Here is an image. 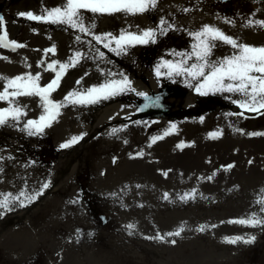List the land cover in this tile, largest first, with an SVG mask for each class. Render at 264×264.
<instances>
[{
	"label": "rangeland",
	"instance_id": "1",
	"mask_svg": "<svg viewBox=\"0 0 264 264\" xmlns=\"http://www.w3.org/2000/svg\"><path fill=\"white\" fill-rule=\"evenodd\" d=\"M65 3L0 0V35L6 30L8 43L25 45L15 51L0 46V76L39 74L37 83L44 87L60 64L80 52L79 63L68 67L59 87L51 91L52 101L64 102L69 92L85 93L124 77L134 91L96 103L64 102L51 126L35 135L24 125L45 114L39 96L0 101V109L19 106L26 113L19 122L0 126V193L42 191L24 207L15 201L10 211L0 210V264H264V224L229 222L253 214L264 220V204L258 203L264 200V135H250L264 133V110L239 115L241 109L232 102L242 99L239 94L209 92L207 97L189 87L185 77L164 74L166 68L156 75L162 61L180 59L174 51L192 50L196 41L190 33L203 25L215 26L238 42L264 46V27L248 26L249 21H264V0H157L155 7L139 14L81 10L89 34L18 15L30 11L43 16L45 9ZM161 19L174 28L158 32L155 43L135 44L119 54L93 39L106 33L118 37L122 31L138 34L157 28ZM53 46L54 53L45 52ZM234 51L218 42L212 59ZM53 61L58 63L50 70ZM5 83L0 80V92ZM155 87L172 93L175 88L172 103L187 114L175 120L138 117L133 107L136 90L147 93ZM117 99L103 108L106 101ZM82 134L68 148L60 147ZM153 137L158 139L153 142ZM174 154L192 158L187 166L178 161L174 167ZM228 174L240 175L216 181ZM172 176L175 181H168ZM45 183L49 186L43 189ZM180 228V236L166 235ZM158 234L164 239H155ZM234 237L243 239H225ZM250 237L254 241L245 243Z\"/></svg>",
	"mask_w": 264,
	"mask_h": 264
},
{
	"label": "snow or ice",
	"instance_id": "2",
	"mask_svg": "<svg viewBox=\"0 0 264 264\" xmlns=\"http://www.w3.org/2000/svg\"><path fill=\"white\" fill-rule=\"evenodd\" d=\"M157 0H66V3L61 7L53 9H45L46 15H34L32 12H21L18 15L26 17L33 21H45L59 24H66L73 29H79L80 32L89 34L91 29L85 27L83 23L82 13L83 11H90L93 14H113L117 12H124L127 14H139L155 7ZM187 11V9H185ZM3 16H0V25H3ZM230 22V21H226ZM260 26L264 27V21H249L248 26ZM94 27V26H93ZM174 25L170 24L167 20L161 19L160 24L155 29H146L141 33H131L122 31L119 36H113L111 33H106L103 36L93 35V39L97 43L104 42V47L110 51L122 53L126 51L127 47L134 46L135 44H147L155 43L157 33L163 35L170 29H173ZM196 43L192 45L190 52H173L176 57H180L178 60H165L158 64L156 67L157 77L161 76L160 69L166 68L167 72L164 73L169 77L182 76L188 81V86L193 87L194 90L201 95H207L209 92H226L239 94L242 99L233 100L234 104H237L241 109L239 115H243L244 111H253L261 113L264 110V46H254L245 43L238 42L233 37L225 34L219 28L212 25H203L201 29L190 33ZM76 39L79 41L80 36ZM218 42L225 43L233 48L235 51L226 57L220 59H212L213 49L217 46ZM115 47H112V44ZM0 46L10 47L13 51L16 48L24 47L23 44H18L15 41L11 43L7 42L6 30L0 35ZM46 53L55 52V46L46 49ZM103 53L100 52L99 56L102 58ZM82 53L76 52L74 57L70 58L69 63L60 64L59 71H56L55 77L44 87L38 85L40 75L33 76L31 73L23 76H16L14 78H7L0 76V80H5L4 90L0 92V101H9L10 98H15L21 95H36L43 101L44 115H41L38 120H27L24 128L28 130L29 135H35L43 132L45 127L51 126V121L55 120L59 116V109L65 106L64 102H71L77 104L96 103L100 99H108L111 96L117 95L126 91H134L131 88V82L124 77L120 80H109L106 83L98 86H93L85 93L69 92L64 97V102H55L50 99L51 91H55L59 87V81L62 78L61 74L68 68L74 67L79 63ZM194 62L189 63V61ZM42 63V62H41ZM58 63L53 61L48 65V69L55 70L54 66ZM195 82L194 84L192 82ZM80 83V81H77ZM14 89L9 91V89ZM138 95L145 96V93H138ZM264 114V113H262ZM26 115L25 112L19 106L0 109V126L5 125L9 120L19 122L20 116ZM172 125V128H175ZM167 134V133H165ZM213 136L216 134L213 133ZM250 135H264V133H251ZM82 136H74L69 141L60 145L61 148H68L70 145L78 142L82 139ZM155 142L158 137H153ZM151 146V145H149ZM138 155H143L139 153ZM167 175V173H165ZM208 179H211L209 177ZM48 184L45 183L42 188H48ZM139 187V186H137ZM41 192H37L33 195H28L25 192L19 193V195H13L11 193H0V210L10 211V205L18 201V206H26L25 201L28 203L34 202ZM23 197V199H21ZM183 199V198H182ZM258 203L264 204V200L258 201ZM264 212V207L261 208ZM4 212L0 211V215ZM230 223H239L250 226H259L264 224V220L259 219L255 214L249 219H240L236 221H229ZM129 228L134 227L129 225ZM213 227H215L213 225ZM205 226L200 227V231H204ZM183 228H180L176 232H169L167 236H180ZM155 239L163 240L164 237L159 234ZM229 243H236L238 240H242L243 237L225 238ZM255 237H250L245 240V243L253 242ZM175 244V240L171 241Z\"/></svg>",
	"mask_w": 264,
	"mask_h": 264
},
{
	"label": "bare ground",
	"instance_id": "3",
	"mask_svg": "<svg viewBox=\"0 0 264 264\" xmlns=\"http://www.w3.org/2000/svg\"><path fill=\"white\" fill-rule=\"evenodd\" d=\"M139 89V88H138ZM144 89H141V91H143ZM30 105H31V102H29L28 101V103L26 104V107L28 106V107H30ZM30 109V108H29ZM104 111H107V109H105ZM113 111V109L110 111V112H112ZM109 112V113H110ZM157 119V118H156ZM188 158H192V156H190L189 154H187L186 155V157L184 158V157H178L177 158V156L174 154L173 155V157L171 158V160H172V162H174L175 163V165H174V167L176 166V163L178 162V161H180V163H181V166H187L188 165V163L190 162V160L188 159ZM241 159V158H240ZM235 163L237 164L238 162L237 161H235ZM184 173V171L183 170H181V172H180V174H183ZM240 175V174H239ZM239 175H220V176H218V177H216V181H221V179L222 180H225V181H231V180H233V179H235V178H237ZM106 176V175H105ZM261 176H263L264 177V173H261ZM168 181H175V179L173 178V176L172 177H169V179H168ZM161 182V181H160ZM124 183V182H123ZM123 183H121V184H118L119 186H121ZM113 186H115L114 184H113ZM121 188V187H120ZM114 190H117L116 188L114 189ZM115 193H117V191L115 192ZM94 264H95V262H94Z\"/></svg>",
	"mask_w": 264,
	"mask_h": 264
},
{
	"label": "water",
	"instance_id": "4",
	"mask_svg": "<svg viewBox=\"0 0 264 264\" xmlns=\"http://www.w3.org/2000/svg\"><path fill=\"white\" fill-rule=\"evenodd\" d=\"M153 98V97H150ZM149 96L146 97L145 99V104L149 107H154L157 105V102L150 99ZM156 110H152L151 112H153V115H157V114H165L166 111H164V109H158V106L155 107ZM149 116V115H146Z\"/></svg>",
	"mask_w": 264,
	"mask_h": 264
}]
</instances>
